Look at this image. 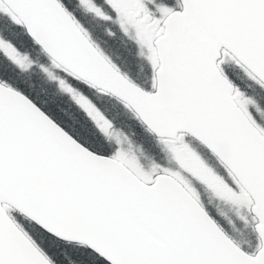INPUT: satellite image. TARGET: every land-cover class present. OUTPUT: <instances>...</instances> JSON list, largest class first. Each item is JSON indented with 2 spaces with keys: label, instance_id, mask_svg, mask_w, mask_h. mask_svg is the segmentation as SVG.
Returning <instances> with one entry per match:
<instances>
[{
  "label": "snow or ice",
  "instance_id": "1",
  "mask_svg": "<svg viewBox=\"0 0 264 264\" xmlns=\"http://www.w3.org/2000/svg\"><path fill=\"white\" fill-rule=\"evenodd\" d=\"M77 11L133 34L151 90L121 73ZM0 15L43 48L64 78L44 71L99 134L81 142L0 78V264H54L37 237L89 249L80 264H264V108L232 78L244 70L264 88V0H0ZM0 57L31 66L2 31ZM73 81L132 109L170 166L142 164ZM217 217L250 230L253 250Z\"/></svg>",
  "mask_w": 264,
  "mask_h": 264
},
{
  "label": "trees",
  "instance_id": "2",
  "mask_svg": "<svg viewBox=\"0 0 264 264\" xmlns=\"http://www.w3.org/2000/svg\"><path fill=\"white\" fill-rule=\"evenodd\" d=\"M76 17L78 20H81V22H83V19H81L82 16L78 12H76ZM86 21L89 25L87 26L85 22L84 24L86 25V27L90 31H93L96 35L101 36V30H105L102 22L97 18L92 19L90 17L86 19ZM0 22L8 34L11 30L17 35H22L27 45H30V43H32L38 53L42 56V61L44 57L47 59V57L41 52L40 48L36 46L33 41L26 35L22 27L12 25L8 18L3 15H0ZM5 36L8 37L7 35ZM16 44L18 46L23 45V43L21 42ZM30 54L34 57V54L32 52ZM0 66H2L3 68L2 73H0V78H3L12 87L20 90L22 93L27 95L33 102H35L43 111H45L54 121L62 126L73 137L79 139L81 142H85L79 136L76 129H74L73 127H69L70 124L67 118H72L73 120H75V122H77L75 125L77 127H84L90 133V135L93 134L95 137L99 136V134L96 132L95 126L88 118V116L79 108V106H77L74 101H72V99L63 90H61L57 86L54 81L48 79V77L43 74L36 65H33L26 72L21 73L19 70H15L14 67L10 65V63L0 57ZM29 74L30 77L24 78V76H27ZM232 78L234 79L235 83L238 84V87L245 94V96H251V99L257 107L260 108L261 106L264 108L262 100L258 99L257 96L259 95L260 98H264V88L260 87L256 82L249 79L244 70L237 69L236 74L233 75ZM34 82L40 83L41 85L39 84V86L41 87L35 86ZM74 83L76 85V82ZM76 86L79 87L90 98L94 99L106 114V116L113 123L115 122L117 125L123 126V128L128 131L125 135L132 144L133 141L136 142L137 133L139 132L145 133L146 135L149 134L150 136L155 138V136L152 135V133H150L149 130L140 122V120L132 112V110L126 107L118 99L110 95L96 93L94 90H89L82 84ZM42 89L44 90L45 94H41L40 90ZM44 102L53 104L55 109H48L44 105ZM67 115H69L70 117H68ZM163 154V150H157V158H160ZM144 155L148 156L147 153ZM148 157L150 159L153 158L152 156ZM13 215L16 216L17 219H20L21 222L25 224V226H27V221L23 220V218L20 217L18 213L14 212ZM37 242L41 244V247H43L50 256H52L55 264H80L81 260L92 255L89 249L81 248L77 244L66 240L55 241V244H52L49 242V240L41 241L39 237H37Z\"/></svg>",
  "mask_w": 264,
  "mask_h": 264
},
{
  "label": "rangeland",
  "instance_id": "3",
  "mask_svg": "<svg viewBox=\"0 0 264 264\" xmlns=\"http://www.w3.org/2000/svg\"><path fill=\"white\" fill-rule=\"evenodd\" d=\"M78 13L82 16V18H84L83 16H89L90 18L92 19H95L96 17L95 16H92V15H87L85 14L83 11H78ZM112 15L114 16L115 14L112 13ZM81 18V19H82ZM100 20V19H99ZM83 21V20H82ZM103 24V27L105 30H101V33L100 35H103V36H106L107 34L109 35V32H112L114 33L113 35H109L111 38L113 36H115V38L117 39V41L119 43H125L126 39H128L129 43L131 44L132 47H135L136 50L141 54V49L139 48V46L137 45V43L135 42L134 38H133V34L129 33L127 35H125L119 25L117 23H106L102 20H100ZM79 22L81 24H83V22H81V20H79ZM86 27V26H85ZM87 28V27H86ZM87 30L91 33L92 35V32L87 28ZM0 31L3 32L4 35H7L9 38L13 39V42L16 44V43H23L22 46H17L20 48V50L22 51V54L24 56H26L29 61L31 62V66L29 68H31L33 65H36L38 67V69H40L42 71L43 74H45L48 79L54 81L57 86L61 89V87L59 86L57 80H54L52 78L49 77L48 75V72H45L44 69L47 68L49 72H51L54 76L58 77V78H64V75L62 73V71L58 70L57 68H55L50 59L49 58H43V61H42V56L38 53V51L36 50V48L34 47V45H32V43H30V45H27L26 42L24 41V38L22 35H17L15 33H13L11 30L9 32V34L7 33V31L5 30V28L3 27V25L1 24L0 22ZM93 36V35H92ZM107 37V36H106ZM126 38V39H124ZM106 40V39H105ZM115 40V39H114ZM29 51L30 53L32 52L34 54V57L29 53L27 52ZM142 58L143 60H146V56L142 55ZM11 65V64H10ZM12 66V65H11ZM14 67V66H13ZM28 68V69H29ZM15 70H19L17 68L14 67ZM27 69V70H28ZM27 70H19L21 73L22 72H26ZM27 77H30V74L27 75V76H24V78H27ZM75 81H73L72 83L75 85L74 83ZM35 83V82H34ZM40 83H35V86H38V87H41L39 86ZM144 86V88L147 90V87L151 89V83H142ZM41 85V84H40ZM140 86V85H139ZM143 87V86H142ZM62 90V89H61ZM41 91V94H45L44 90H40ZM242 92V91H241ZM66 93V92H65ZM67 94V93H66ZM86 94V93H85ZM242 96H241V99L243 100L245 97L247 98H250L247 102L248 103H252L253 100L251 99V96H245V94L242 92ZM70 98L71 96L69 94H67ZM87 95V94H86ZM258 96V99L262 100L263 102V106H264V98L261 97L259 95ZM90 98V97H89ZM72 99V98H71ZM93 103L96 104V106L103 112V110L100 108V106L97 104V102L90 98ZM73 101V99H72ZM122 103V102H121ZM44 105L48 108V109H55L54 105L49 103V102H44ZM78 106V105H77ZM259 108V107H258ZM260 108H263L260 106ZM82 110V109H81ZM83 111V110H82ZM84 112V111H83ZM85 113V112H84ZM104 113V112H103ZM104 115L106 116V114L104 113ZM68 117H70L69 115H67ZM107 117V116H106ZM108 118V117H107ZM109 119V118H108ZM67 120L69 121V127H73L74 129H76V131H78V134L79 136L85 141V142H88L90 138L94 137V135H90V133L84 128V127H77L75 124L77 122H75V120H73L72 118H67ZM110 120V119H109ZM111 121V120H110ZM113 123V122H112ZM115 123V122H114ZM113 123V124H114ZM116 125V126H115ZM114 127H115V130L118 131L120 134H121V139L124 140V143H125V148H127L129 145L131 147V151L132 153L140 159V161L142 162V164H150L151 162L155 161L157 163H160L162 164L163 166L165 167H168L170 166L171 164V161L168 159L167 155L165 154V151H164V145L161 143V140L160 139H156L153 138L152 136H150L149 134L146 135L145 133H137V138H136V142L133 141V145L130 140L126 137L125 134H127L126 132H128L125 128H123V126H119L115 123ZM78 129V130H77ZM125 129V130H124ZM153 135V134H152ZM159 146V147H158ZM159 148V149H158ZM163 150L164 154L161 155L160 158H157V150L160 151ZM147 153L148 156H152L153 158H149L148 156L144 155V154ZM208 203L214 207V208H218L220 209L221 211H223L228 217L230 218H234L237 214H238V209L236 208H233V207H228V206H225L223 203H221L220 201H217L212 195L211 193H208ZM213 215H215V213L213 212L212 213ZM217 219H219V217H217ZM219 222H220V225L225 229V231L231 235V236H234V238H236V240L242 244V247L251 252L255 246V240L253 238H251L249 236V231L248 229H245L244 226L240 223V222H237L236 224V230L233 232V230L231 229V227L227 224L226 221L222 220V219H219ZM247 239H251L252 240V245L253 247H249L247 244H244L245 241Z\"/></svg>",
  "mask_w": 264,
  "mask_h": 264
},
{
  "label": "flooded vegetation",
  "instance_id": "4",
  "mask_svg": "<svg viewBox=\"0 0 264 264\" xmlns=\"http://www.w3.org/2000/svg\"><path fill=\"white\" fill-rule=\"evenodd\" d=\"M83 17L82 26L87 30L84 23L86 22L87 26H89L88 22L86 21L89 16ZM91 32L93 36L88 31L91 40L101 48L104 54L111 60L113 64L119 68L123 75H125L137 85H140V87L143 86V89H145V85L142 83H151L152 68L149 61L147 59L143 60L141 54L136 50L135 47L131 46V44L128 42V39L124 38L126 39L125 43H119L115 36L111 38L108 34L106 37L103 35H96L93 31ZM147 90L151 89L147 87ZM187 139L191 140L192 138L188 137Z\"/></svg>",
  "mask_w": 264,
  "mask_h": 264
},
{
  "label": "water",
  "instance_id": "5",
  "mask_svg": "<svg viewBox=\"0 0 264 264\" xmlns=\"http://www.w3.org/2000/svg\"><path fill=\"white\" fill-rule=\"evenodd\" d=\"M26 32V31H25ZM27 34V33H26ZM29 37V36H28ZM30 39H31V37H29ZM32 40V39H31ZM40 49H41V51L46 55V56H48L47 55V53L43 50V48L41 47V46H39V45H37ZM17 90V89H16ZM19 91V90H18ZM21 92V91H20ZM22 93V92H21ZM22 94H24V93H22ZM25 95V94H24ZM26 96V95H25ZM27 97V96H26ZM115 97V96H114ZM27 98H29V97H27ZM30 99V98H29ZM118 99V98H117ZM31 100V99H30ZM32 101V100H31ZM33 102V101H32ZM34 103V102H33ZM35 104V103H34ZM36 105V104H35ZM41 111H43L38 105H36ZM132 110V109H131ZM133 111V110H132ZM44 112V111H43ZM134 112V111H133ZM45 113V112H44ZM135 113V112H134ZM46 114V113H45ZM136 114V113H135ZM47 116H49L48 114H46ZM49 118L50 119H52L50 116H49ZM53 120V119H52ZM54 121V120H53ZM58 126H60L56 121H54ZM142 123V122H141ZM143 124V123H142ZM147 129H148V127H147V125H145V124H143ZM61 127V126H60ZM62 129H64L63 127H61ZM65 130V129H64ZM149 130V129H148ZM66 131V130H65ZM150 131V130H149ZM67 132V131H66ZM151 132V131H150ZM155 137H157V138H159L155 133H153V132H151ZM245 250V249H244ZM247 251V250H246ZM55 264V263H54Z\"/></svg>",
  "mask_w": 264,
  "mask_h": 264
},
{
  "label": "bare ground",
  "instance_id": "6",
  "mask_svg": "<svg viewBox=\"0 0 264 264\" xmlns=\"http://www.w3.org/2000/svg\"><path fill=\"white\" fill-rule=\"evenodd\" d=\"M111 96V95H110ZM112 97H114V96H112ZM114 98H116V97H114ZM117 99V98H116ZM119 100V99H118ZM120 101V100H119ZM133 112V111H132ZM134 113V112H133ZM135 114V113H134ZM136 115V114H135ZM141 122V121H140ZM150 132V131H149ZM151 133V132H150ZM157 138V137H156ZM160 139V138H159Z\"/></svg>",
  "mask_w": 264,
  "mask_h": 264
}]
</instances>
